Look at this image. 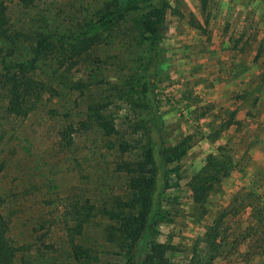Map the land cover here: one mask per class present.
<instances>
[{
  "label": "rangeland",
  "instance_id": "rangeland-1",
  "mask_svg": "<svg viewBox=\"0 0 264 264\" xmlns=\"http://www.w3.org/2000/svg\"><path fill=\"white\" fill-rule=\"evenodd\" d=\"M120 1L4 0L0 55L26 61L40 91L19 118L0 86V236L11 255L0 264L125 261L106 240V212L130 196L116 164L147 147L144 102L129 92L145 60L143 12L91 43L83 35ZM167 1L153 79L167 173L151 241L165 246L160 264H264V0ZM209 153L229 167L197 202L189 185Z\"/></svg>",
  "mask_w": 264,
  "mask_h": 264
},
{
  "label": "trees",
  "instance_id": "trees-1",
  "mask_svg": "<svg viewBox=\"0 0 264 264\" xmlns=\"http://www.w3.org/2000/svg\"><path fill=\"white\" fill-rule=\"evenodd\" d=\"M167 0H121L113 9L106 8L87 23L83 35L89 43L99 38V33L109 30L116 21L125 16L143 12L140 21L143 39L146 42L145 60L141 72L135 82L130 85L129 92L139 94L143 99L147 119L144 125L147 129V147L143 157L135 161L123 160L116 164V169L129 176L128 187L130 196L117 200L110 210H107L111 223L105 226L106 240L117 245L124 252L125 261L122 264H160L164 259V245L151 241L154 229V215L157 213L160 198L166 188V159L163 153V140L160 137V112L154 103L155 83L153 79L158 70V51L161 24L166 9ZM7 30L6 6L0 0V39L9 38ZM50 34L40 35L36 47L44 45ZM26 61L16 57L12 51L0 55V86L5 90L9 114L24 118L34 107L40 87L27 69ZM96 123L107 132H117L113 124L101 114L96 115ZM218 155L209 153L202 168L204 175L190 181V190L195 201L201 202L212 187L211 177L223 168L225 175L229 163L218 161ZM82 226L78 225L77 232ZM75 255L83 252L79 246L74 247ZM10 253L6 251L0 236V261L8 262Z\"/></svg>",
  "mask_w": 264,
  "mask_h": 264
}]
</instances>
